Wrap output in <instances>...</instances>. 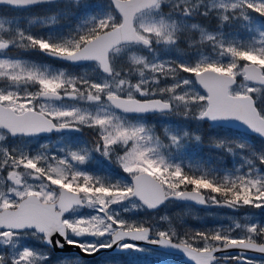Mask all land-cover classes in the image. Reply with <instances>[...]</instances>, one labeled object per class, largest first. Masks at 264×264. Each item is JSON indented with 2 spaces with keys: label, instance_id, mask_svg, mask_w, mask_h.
<instances>
[{
  "label": "snow or ice",
  "instance_id": "obj_1",
  "mask_svg": "<svg viewBox=\"0 0 264 264\" xmlns=\"http://www.w3.org/2000/svg\"><path fill=\"white\" fill-rule=\"evenodd\" d=\"M4 6L0 264H87L101 249L143 252L142 243L179 250L194 264H264L249 256L264 257V151L147 119H235L264 136V0H0ZM236 28L247 38L226 31ZM30 54L67 67L24 58ZM205 142L244 154L231 168L186 164V146ZM97 156L128 179L89 171ZM170 203L181 211L155 222L122 216ZM185 205L252 215L226 228L182 230Z\"/></svg>",
  "mask_w": 264,
  "mask_h": 264
},
{
  "label": "rangeland",
  "instance_id": "obj_2",
  "mask_svg": "<svg viewBox=\"0 0 264 264\" xmlns=\"http://www.w3.org/2000/svg\"><path fill=\"white\" fill-rule=\"evenodd\" d=\"M6 11H3V13L7 12L8 9H5ZM2 15V14H0ZM19 15V14H16ZM63 21H61L60 23H62ZM35 30H40V26H34ZM244 30V29H243ZM227 31V30H226ZM231 31V30H230ZM234 32L236 33V38L240 39V38H247V34L244 30V33L241 32L240 30H234ZM210 52L209 49H205L204 54L208 55ZM25 59H29L30 61L37 63V64H41V65H45V66H50L54 69L56 68H66V66H57L56 64L52 63V61L46 59L44 56H41L39 54H30L28 56L24 57ZM69 71L72 72H77V70H73V69H68ZM202 91V90H201ZM148 119V116H147ZM160 123L162 125L167 124L169 126L172 127H176V128H188V125H190V123H194L195 125L197 124L196 121L194 120H190L188 118L185 117H178V116H171V117H160L159 118ZM198 125V124H197ZM208 136H216L218 138H227L229 140H237L241 143H245L247 145H250V140H248L247 138L238 136V135H231L228 132L225 131H221V130H211L209 133H207V137ZM55 140V139H52ZM41 142H45V141H41ZM204 146H206L208 149H212L217 151L218 148L208 144L207 142L204 143ZM189 148V145L186 146L185 151H184V156L186 155L187 149ZM227 152V151H226ZM244 153H242L240 150H237V154H233V153H228L227 155L223 156V157H227L228 159H225V162L227 164L228 167L226 168H231L234 165H237L241 159V156ZM189 158V157H188ZM223 159L220 158L219 153H217V160L215 161L216 163H220L222 162ZM189 162H194L192 163L193 165L199 163V161L195 162L192 159H187L185 161V163H189ZM107 168L110 169L111 167L107 165ZM121 174L120 177L118 178H122L127 180V174L123 173V171L121 170ZM128 207H130V205H127ZM83 212H88L89 210L84 209L82 210ZM181 210L177 208L176 204L174 203H170L167 205H163L161 209H159L158 211L155 212H147L145 209L144 210H140V211H133V212H129V213H122L123 218L129 220V222H133V221H137V220H150L152 222H155V220H157L159 218V215H176L178 212H180ZM183 212L185 213V215L183 216V229L187 228L188 225L193 222H195L196 226H199V224L207 226V228H215V227H228L229 224L232 223L233 220H236L238 222H245L251 215L252 213L250 212H245L243 210H240L238 212L230 210V209H224V208H213V207H195V206H190V205H185ZM145 249V248H144ZM153 256H159L160 258H162L163 260H168L170 258H172V256L169 255H165L162 253H158V252H154L151 250H147L143 251V252H137L135 250H131V252L129 253V258H138V257H145V258H151ZM101 264H109L108 260H102ZM231 264H236V262H231Z\"/></svg>",
  "mask_w": 264,
  "mask_h": 264
},
{
  "label": "trees",
  "instance_id": "obj_3",
  "mask_svg": "<svg viewBox=\"0 0 264 264\" xmlns=\"http://www.w3.org/2000/svg\"><path fill=\"white\" fill-rule=\"evenodd\" d=\"M5 9H7V7H0V13L2 14L3 11H6ZM62 23H66V21H63ZM226 30L227 31L240 30L241 32L244 33L243 28L226 29ZM205 49H207V48H205ZM149 122L157 124V125H162L160 123L159 116H154L152 121H149ZM190 128L191 129H195L196 127H194L192 125ZM198 128H200V130L203 132L205 138H207V133H209L211 130H216V129L220 130V129H222V128H218V127H215V126H209L207 123H202V122L199 123V127ZM226 131L235 133L234 135H238V136L242 135L243 136V134H241L239 132H234V131L227 130V129H226ZM248 137L250 139L251 144L253 145L252 146L253 148H255L257 151H264V141L263 140H261L260 138H258L256 136H248ZM216 153L220 154L219 155L220 158L223 159L222 162H220V163H216L215 162L217 160ZM225 155H227L226 150L218 148L217 151H215V150H212V149H208L206 146H204V143H201V144H189V148L187 149V152H186L185 156L189 157V159H192L195 162L199 161L200 164H206L207 166H210V167L226 168L228 166L226 165L225 159H228V158L227 157H223ZM190 163H194V162H190ZM106 165L100 167L101 172L100 173L96 172V174H98V175L107 174V175H109V176H111L113 178H115L116 176L119 175V172H118L117 169H115V168L108 169L106 167ZM94 169L95 168L91 165V161H90L89 165H88V170L89 171H95ZM97 170H99V169L97 168ZM187 225H188V227L184 228L182 230H187V229H193V230L208 229L207 226H204V225H201V224H199V226H196L195 222H193V221H192V223L187 224ZM126 256H128V255L120 254L119 258H118V260H116V262L118 264H132L135 261L133 259H128ZM111 259H112V261H115L113 257ZM144 264H182V263H180L178 261L170 262V261L152 260V261H144Z\"/></svg>",
  "mask_w": 264,
  "mask_h": 264
},
{
  "label": "water",
  "instance_id": "obj_4",
  "mask_svg": "<svg viewBox=\"0 0 264 264\" xmlns=\"http://www.w3.org/2000/svg\"><path fill=\"white\" fill-rule=\"evenodd\" d=\"M209 124L212 125H219V126H223V127H228V128H232L238 131H242L245 132L247 134H251V135H255L258 136L260 138H262L264 140V136L259 135L258 133H256L255 131H253L251 128H249L246 124H244L241 121L235 120V119H231V120H226V121H207ZM201 207V206H199ZM152 211V210H149ZM142 245L150 247L152 249H156V250H160L166 253H171V254H176V255H180L181 258L180 260L189 264H194V261H192L191 259H189L186 255H184L181 251L179 250H175V249H164L161 248L159 245H155V244H148V243H142ZM66 248H70L71 246L65 245ZM78 251V250H76ZM124 252V251H119L117 250L115 247L113 249H101L100 253H97L95 256L103 253V252H109V253H113V252ZM127 251V250H125ZM237 250L235 249H231L228 250V254L229 255H234L236 253ZM255 255L256 259H264V257H260L258 253H252L249 252V256ZM93 257V256H92Z\"/></svg>",
  "mask_w": 264,
  "mask_h": 264
},
{
  "label": "flooded vegetation",
  "instance_id": "obj_5",
  "mask_svg": "<svg viewBox=\"0 0 264 264\" xmlns=\"http://www.w3.org/2000/svg\"><path fill=\"white\" fill-rule=\"evenodd\" d=\"M230 133H231V135H232V132H230ZM84 135H85L86 138L88 137V131H87V130H85ZM52 139L57 140L58 137H56V136H52ZM105 163H106V161H103V158H101V157H99V156H97L95 160L91 161V165H92L93 167L103 166Z\"/></svg>",
  "mask_w": 264,
  "mask_h": 264
}]
</instances>
